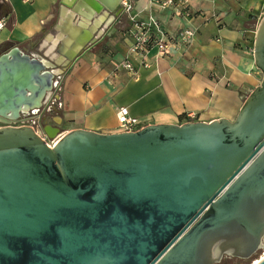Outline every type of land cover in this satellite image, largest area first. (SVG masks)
Returning a JSON list of instances; mask_svg holds the SVG:
<instances>
[{
  "label": "water",
  "instance_id": "95a60500",
  "mask_svg": "<svg viewBox=\"0 0 264 264\" xmlns=\"http://www.w3.org/2000/svg\"><path fill=\"white\" fill-rule=\"evenodd\" d=\"M67 1L78 17L90 8L92 20L112 14L106 28L124 13L123 0H84L80 9ZM97 39L81 36L66 66L18 47L0 55V264L251 260L264 249V16L254 47L263 78L234 119L75 128L54 146L44 133L57 137L59 123L13 125L50 101L56 80Z\"/></svg>",
  "mask_w": 264,
  "mask_h": 264
},
{
  "label": "crops",
  "instance_id": "0c3cea01",
  "mask_svg": "<svg viewBox=\"0 0 264 264\" xmlns=\"http://www.w3.org/2000/svg\"><path fill=\"white\" fill-rule=\"evenodd\" d=\"M62 1L0 0L6 22L0 28V45L8 47L1 54L18 47L35 58H56L67 31L78 20L73 8ZM131 14L141 21L154 17L157 26L153 31L158 37L188 27L196 35L189 46L171 48L166 56L158 57L153 48L147 56L149 66L133 60L135 72L121 66L132 42L125 32L120 39L124 50L104 58L113 61L116 72L88 53L80 55L65 74L63 86L59 85L62 107L54 120L62 135L75 128L117 132L121 107H128L146 125L181 123V116L189 114L195 115L194 121L234 119L261 83L254 47L264 0H174L166 8L156 0H135ZM112 26H103L105 31L92 37L102 39Z\"/></svg>",
  "mask_w": 264,
  "mask_h": 264
},
{
  "label": "built area",
  "instance_id": "2783aa9c",
  "mask_svg": "<svg viewBox=\"0 0 264 264\" xmlns=\"http://www.w3.org/2000/svg\"><path fill=\"white\" fill-rule=\"evenodd\" d=\"M157 3L160 4L163 8H166L169 5L174 4V0H156ZM135 0H123L122 7L124 12L130 14L132 20V26L129 30L128 36L132 39L131 45L128 49V57L121 62V66L131 72H135L136 68L133 63V60H138L143 66H149V62L147 60V56L153 48H157V56H166L171 54V48H182L187 47L191 44L194 39L196 32L192 28H184L178 31L177 33L171 36L158 37L153 29L157 26V21L154 17H151L149 21H141L135 19V17L131 14L134 7ZM189 16L190 13L186 12ZM6 25V22L0 20V28H3ZM60 77L56 80V85L54 88L53 94L55 95L50 99L48 103H46L42 108L33 110L29 113H23L18 120L12 121L13 125H30L35 129L44 130L45 120L43 118L44 112L50 113L53 112V107H58V112L56 117L59 116V108L62 107V102L60 100V91L61 87ZM53 96V95H52ZM60 100V101H59ZM118 116V131H136L141 129L146 125V121L142 120L138 117H134L130 114L128 107H121L117 113ZM188 121L192 119L194 121L195 115L189 114L187 116ZM56 123V122H55ZM54 123V124H55ZM48 143L51 146H54L58 140L61 138L62 133L59 134L55 138L49 137L45 134Z\"/></svg>",
  "mask_w": 264,
  "mask_h": 264
},
{
  "label": "rangeland",
  "instance_id": "374dc122",
  "mask_svg": "<svg viewBox=\"0 0 264 264\" xmlns=\"http://www.w3.org/2000/svg\"><path fill=\"white\" fill-rule=\"evenodd\" d=\"M1 7V3H0ZM3 11L0 10V20L3 18ZM130 25V26H129ZM129 26V27H128ZM132 26V20L129 13H123L122 16L118 17L117 21L113 24V26L107 31V33L104 35V37L99 39L97 42L89 45L82 54L88 53V55L94 59L97 60L101 65L105 64V66L110 67L114 70V72L117 71V66L113 64V61L104 60V58H111L116 53V50H124L125 46L122 45L123 43L120 42L121 39V33H129V30ZM128 27V28H127ZM8 47L5 45L4 47L0 46V55L2 52H4ZM113 60V59H112ZM69 71V68L67 71L61 75L60 77V84L61 87L63 86L64 76ZM187 120V116L184 118ZM184 119H180L179 121L185 122ZM51 125H54V123H50ZM264 254V249L259 252V254L255 257H253L251 260L244 261H232L229 258H224L223 261L220 264H253L255 260H258L261 256Z\"/></svg>",
  "mask_w": 264,
  "mask_h": 264
},
{
  "label": "bare ground",
  "instance_id": "6f19581e",
  "mask_svg": "<svg viewBox=\"0 0 264 264\" xmlns=\"http://www.w3.org/2000/svg\"><path fill=\"white\" fill-rule=\"evenodd\" d=\"M68 2L72 4L74 0H68ZM79 4L80 5L77 6L78 9H80L82 5H85V7L87 8L89 7L84 2V0H80ZM88 11L85 10L84 14H80L81 17L80 16H79L80 18L78 17L76 24H72L74 27L69 28L70 29L69 31H67V29L65 28L68 34H67V37H64V46H63V49H61L62 53L59 52L58 54V52H56L55 54V56L57 55L56 62L58 64L62 66H66V64H69L70 61L65 54H67L68 52L77 53L79 51L83 43L79 41L80 39L77 40V37L80 35V33H81L80 36H82V31H84V33L88 32V34H91V36H93L94 33L102 34L104 30L103 26H108L114 20V16L110 14L109 12H105L104 14L97 15L95 19L92 20L94 12L92 11L91 13V8L88 9ZM83 28L85 29L83 30ZM61 37H62V34L60 35V38ZM52 49L53 47L50 48V50ZM54 58L55 57H53V59ZM43 60L50 67H53V64L55 63L54 61L47 59V58H44ZM60 65L57 67L54 66L55 67L54 71L57 74H61V72L63 71V67H60ZM48 130L51 133H54L56 131L52 127H49Z\"/></svg>",
  "mask_w": 264,
  "mask_h": 264
},
{
  "label": "flooded vegetation",
  "instance_id": "af4514ba",
  "mask_svg": "<svg viewBox=\"0 0 264 264\" xmlns=\"http://www.w3.org/2000/svg\"><path fill=\"white\" fill-rule=\"evenodd\" d=\"M0 10H2V6L0 7ZM53 110L54 111L50 112V113L44 112L43 118L45 120V124L55 123L54 119L56 118V114L58 112V107L54 106ZM5 125H6L5 123L0 121V127L5 126ZM17 125H18V123H17ZM45 126H47V125H45ZM45 126H44V128H45ZM228 258L232 261H240L239 259H236V258H230V257H228Z\"/></svg>",
  "mask_w": 264,
  "mask_h": 264
},
{
  "label": "trees",
  "instance_id": "16d2710c",
  "mask_svg": "<svg viewBox=\"0 0 264 264\" xmlns=\"http://www.w3.org/2000/svg\"><path fill=\"white\" fill-rule=\"evenodd\" d=\"M184 118H185V116H181V119H184ZM190 121H193V120L190 119ZM258 254H259V253H258ZM258 254H257V255H258ZM257 255H256V256H257ZM254 257H255V256H254Z\"/></svg>",
  "mask_w": 264,
  "mask_h": 264
}]
</instances>
